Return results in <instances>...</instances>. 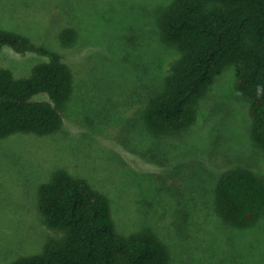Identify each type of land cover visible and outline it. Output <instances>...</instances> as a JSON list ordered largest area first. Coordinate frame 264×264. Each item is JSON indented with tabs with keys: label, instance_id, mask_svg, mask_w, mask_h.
I'll use <instances>...</instances> for the list:
<instances>
[{
	"label": "rangeland",
	"instance_id": "rangeland-1",
	"mask_svg": "<svg viewBox=\"0 0 264 264\" xmlns=\"http://www.w3.org/2000/svg\"><path fill=\"white\" fill-rule=\"evenodd\" d=\"M170 1L0 0V28L59 52L74 79L57 132L0 138V264L39 253L61 235L38 211V187L57 168L106 195L119 232L156 234L170 264H264V213L238 228L214 210L223 172L244 167L264 177V150L249 136V101L234 88L238 65L217 74L187 129L154 136L145 125V106L178 56L158 28ZM66 27L78 32L71 47L60 43ZM46 59L0 50V67L15 76Z\"/></svg>",
	"mask_w": 264,
	"mask_h": 264
},
{
	"label": "trees",
	"instance_id": "trees-1",
	"mask_svg": "<svg viewBox=\"0 0 264 264\" xmlns=\"http://www.w3.org/2000/svg\"><path fill=\"white\" fill-rule=\"evenodd\" d=\"M162 40L178 56L163 89L144 110L154 136L178 132L197 120V105L217 74L238 65L234 88L249 101V136L264 150V0H171L158 18ZM78 32L66 27L60 43L73 46ZM32 52L47 59L15 76L0 67V138L14 133L57 132L74 93L73 73L59 52L26 35L0 28V50ZM216 215L234 227L253 226L264 213V177L238 167L223 172L214 196ZM43 223L61 235L39 253L8 264H170L166 244L153 232H119L105 194L84 178L57 168L38 187Z\"/></svg>",
	"mask_w": 264,
	"mask_h": 264
}]
</instances>
